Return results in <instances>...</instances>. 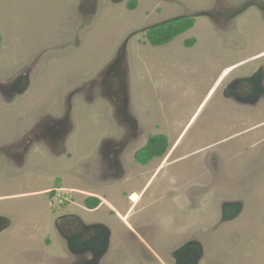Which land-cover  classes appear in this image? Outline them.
I'll use <instances>...</instances> for the list:
<instances>
[{"label": "rangeland", "instance_id": "1", "mask_svg": "<svg viewBox=\"0 0 264 264\" xmlns=\"http://www.w3.org/2000/svg\"><path fill=\"white\" fill-rule=\"evenodd\" d=\"M180 16L190 30L147 43ZM0 36V264H176L189 241L196 264H264V95L223 96L264 70V0H0ZM157 134L167 151L139 166ZM103 143L122 146L117 166ZM68 215L109 228L101 258L69 250Z\"/></svg>", "mask_w": 264, "mask_h": 264}, {"label": "water", "instance_id": "2", "mask_svg": "<svg viewBox=\"0 0 264 264\" xmlns=\"http://www.w3.org/2000/svg\"><path fill=\"white\" fill-rule=\"evenodd\" d=\"M20 83V81H19ZM16 84V81L15 83ZM20 85V84H18ZM28 85V77H25L23 87H18L16 92L22 93ZM242 86L241 91L238 87ZM16 88V87H15ZM237 88L239 90H237ZM240 91V92H238ZM264 95V70L259 68L257 71L246 77H239L232 81L229 86L224 88L223 96H233V98L244 104L255 106ZM241 203L222 204V219L229 220L235 218L241 210ZM61 222L78 223L84 227V231L94 230L96 235L90 238H81L77 236H63L66 238L69 250L72 253L92 252L95 256L101 258L108 248L110 232L108 228L101 224L85 225L78 217L71 215L59 218ZM4 222V220H3ZM63 232V231H62ZM81 238V239H80ZM202 255V247L198 242H188L177 249L173 256L176 264H196V261Z\"/></svg>", "mask_w": 264, "mask_h": 264}, {"label": "trees", "instance_id": "3", "mask_svg": "<svg viewBox=\"0 0 264 264\" xmlns=\"http://www.w3.org/2000/svg\"><path fill=\"white\" fill-rule=\"evenodd\" d=\"M136 6V1H131L128 4V9L133 10ZM194 25V17L192 16H180L166 20L164 22L155 24L148 28L145 32V39L151 46H163L170 43L174 38L184 34L190 30ZM1 40V36H0ZM194 43V39H188L184 42L186 47H191ZM168 140L165 135L157 134L150 137L145 146L134 155L138 164L144 166L154 158L162 157L167 151ZM99 200L90 197L85 199L84 205L89 209H94L98 206Z\"/></svg>", "mask_w": 264, "mask_h": 264}, {"label": "flooded vegetation", "instance_id": "4", "mask_svg": "<svg viewBox=\"0 0 264 264\" xmlns=\"http://www.w3.org/2000/svg\"><path fill=\"white\" fill-rule=\"evenodd\" d=\"M229 11H230V9H228ZM244 77H246V76H244ZM235 79H237V78H235ZM235 79H233L232 81H234ZM22 80H25V77L24 76H21V77H19L18 79H17V81H16V84L18 85L19 84V81L21 82ZM232 81H230L229 83H227L226 84V86L225 87H227V86H229L230 85V83L232 82ZM14 86V85H13ZM239 89H240V91H241V88H242V86H240V87H238ZM237 88V90H239ZM240 91H238V92H240ZM10 93H11V91H9ZM121 95H122V93H121ZM226 98H228V99H232L235 103H236V105H239V106H246V105H244V104H242V103H240V102H238V101H236L234 98H233V96H226ZM121 101H122V98H121ZM120 101V102H121ZM127 106H126V104H124L123 102H121V103H119L117 106H116V115L117 116H119V118L122 120V121H126L128 124L130 123H132L133 124V119L132 118H130V116L128 115V113H127V108H126ZM247 107V106H246ZM252 107V106H251ZM56 125L58 126V129H63V132L67 129V125H65V123L64 122H62V121H59V122H56ZM60 126V127H59ZM134 129V128H133ZM60 133L61 132H59L58 134H57V136H56V138L60 135ZM62 135H60L59 137H61ZM103 147H107L106 148V150H105V159H106V157H108L107 155H112L113 156V160H114V163H110V162H108V166L109 167H111L113 164H114V166H117V164H116V162H115V160H116V158H117V153L121 150V147L122 146H119V145H115V144H113V143H103ZM111 156V157H112ZM194 201V200H193ZM58 224V226L60 227V228H62V231H63V234L65 235V236H77V235H79V237H81V238H90V237H92V236H94V235H96L95 233H97L96 231H94V230H88V231H84V227L83 226H80V224H78V223H71V222H58L57 223ZM80 238V239H81Z\"/></svg>", "mask_w": 264, "mask_h": 264}, {"label": "clouds", "instance_id": "5", "mask_svg": "<svg viewBox=\"0 0 264 264\" xmlns=\"http://www.w3.org/2000/svg\"><path fill=\"white\" fill-rule=\"evenodd\" d=\"M122 88V87H121ZM214 91V90H213ZM121 100V99H120ZM121 102H123L124 104H126V106H127V102H126V99H124V98H122V101ZM120 102V103H121ZM154 159H158V158H154ZM135 160V159H134ZM136 162V161H135ZM137 163V162H136ZM138 164V163H137ZM139 166H142V165H140V164H138ZM145 166V165H144ZM143 167V166H142ZM133 195H135V194H131L128 198L132 201V196ZM133 202V201H132ZM228 203H237V201H235V202H228ZM240 203V202H239ZM86 207V206H85ZM87 208V207H86ZM96 208V207H95ZM94 208V209H95ZM87 209H89V208H87ZM89 210H93V209H89ZM221 214H222V205H221ZM77 217V216H76ZM81 221H82V223H84L86 226L87 225H92V223H86V221H84L83 219H81L80 217H78ZM59 222V219H58V221L56 222V225H58L57 223ZM72 223V222H71ZM95 224H100V223H95ZM102 225V224H101ZM105 226V225H104ZM107 227V226H106ZM108 228V227H107ZM108 230H109V228H108ZM58 231H59V234H62L63 235V232H62V228H60L59 226H58ZM109 232H110V230H109ZM110 235H111V232H110ZM109 239H110V236H109ZM189 242H195V241H189ZM109 244V243H108ZM182 247V246H181ZM180 248V247H179ZM178 248V249H179ZM107 251V250H106ZM176 250H174L173 252H172V255H173V253L175 252ZM104 255V254H103ZM174 257V256H173ZM175 258V257H174Z\"/></svg>", "mask_w": 264, "mask_h": 264}, {"label": "crops", "instance_id": "6", "mask_svg": "<svg viewBox=\"0 0 264 264\" xmlns=\"http://www.w3.org/2000/svg\"><path fill=\"white\" fill-rule=\"evenodd\" d=\"M209 92H213V88H212V90H209ZM209 92H208V95H210ZM208 95H207V96H208ZM191 119H193V117H192ZM240 121H241V120H240ZM189 123H190V122H189ZM254 137H255V136H254ZM254 137H253V138H254ZM251 139H252V135H251Z\"/></svg>", "mask_w": 264, "mask_h": 264}]
</instances>
